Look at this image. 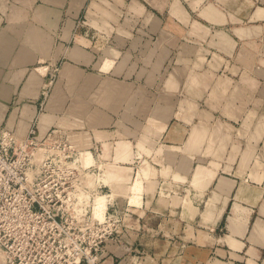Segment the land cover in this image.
<instances>
[{"label":"crops","instance_id":"crops-1","mask_svg":"<svg viewBox=\"0 0 264 264\" xmlns=\"http://www.w3.org/2000/svg\"><path fill=\"white\" fill-rule=\"evenodd\" d=\"M0 130L73 148L102 264H264V0H0Z\"/></svg>","mask_w":264,"mask_h":264},{"label":"built area","instance_id":"built-area-1","mask_svg":"<svg viewBox=\"0 0 264 264\" xmlns=\"http://www.w3.org/2000/svg\"><path fill=\"white\" fill-rule=\"evenodd\" d=\"M76 157L55 132L0 130V264H102L119 221Z\"/></svg>","mask_w":264,"mask_h":264},{"label":"rangeland","instance_id":"rangeland-1","mask_svg":"<svg viewBox=\"0 0 264 264\" xmlns=\"http://www.w3.org/2000/svg\"><path fill=\"white\" fill-rule=\"evenodd\" d=\"M103 208H104V202L102 199H99L98 204L96 205L95 211L98 213H101L102 212L101 209L103 210Z\"/></svg>","mask_w":264,"mask_h":264},{"label":"bare ground","instance_id":"bare-ground-1","mask_svg":"<svg viewBox=\"0 0 264 264\" xmlns=\"http://www.w3.org/2000/svg\"><path fill=\"white\" fill-rule=\"evenodd\" d=\"M87 153V152H86ZM87 155V154H86ZM85 156V155H84ZM88 157V156H87ZM91 158V157H90ZM87 159H89V157L87 158ZM85 161V160H84ZM90 162L92 161V160H89ZM86 162V161H85ZM88 162V161H87ZM85 165V164H84ZM102 210V209H101Z\"/></svg>","mask_w":264,"mask_h":264}]
</instances>
